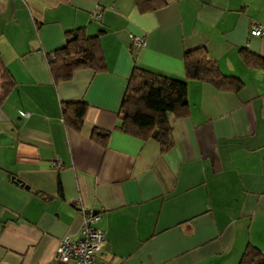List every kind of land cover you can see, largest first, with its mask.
Returning <instances> with one entry per match:
<instances>
[{"label": "crops", "instance_id": "1", "mask_svg": "<svg viewBox=\"0 0 264 264\" xmlns=\"http://www.w3.org/2000/svg\"><path fill=\"white\" fill-rule=\"evenodd\" d=\"M164 2L141 12L134 0H0V59L15 81L0 104V264H74L55 254L79 239L83 209L99 217L107 264H238L248 243L264 250V68L240 54L264 57V35H250L264 0ZM82 27L107 67L55 82L48 54ZM196 47L241 88L188 80L168 150L116 130L133 66L184 78ZM66 101L87 105L79 131L63 121ZM94 128L110 132L105 146Z\"/></svg>", "mask_w": 264, "mask_h": 264}, {"label": "trees", "instance_id": "2", "mask_svg": "<svg viewBox=\"0 0 264 264\" xmlns=\"http://www.w3.org/2000/svg\"><path fill=\"white\" fill-rule=\"evenodd\" d=\"M141 12H149L164 5V0H134ZM248 66L264 68V57L240 51ZM48 68L55 82L69 80L78 69L104 71L106 60L99 35L90 36L85 28L65 32V43L47 57ZM184 78L134 65L126 82L119 108L115 129L141 140L154 139L161 150L172 146L170 115L184 117L188 114V80H199L222 91H238L242 81L224 75L217 63L209 58L204 47L187 50L183 57ZM15 86L9 70L0 59V104ZM87 105L82 101H66L61 105L63 121L69 128H82ZM110 132L94 128L91 138L105 146ZM238 264H264V250L248 243Z\"/></svg>", "mask_w": 264, "mask_h": 264}, {"label": "built area", "instance_id": "3", "mask_svg": "<svg viewBox=\"0 0 264 264\" xmlns=\"http://www.w3.org/2000/svg\"><path fill=\"white\" fill-rule=\"evenodd\" d=\"M94 16L100 18L101 11L96 10ZM250 35H264V27L256 22L252 23ZM143 41L141 36H132L134 47L141 46ZM25 115L28 116L29 113ZM57 165L60 166V162ZM98 218V215L82 210L80 237L77 241H72L68 237L60 240L55 254L59 262L66 263L72 260L74 264H107L100 259V254L105 251V232L93 225Z\"/></svg>", "mask_w": 264, "mask_h": 264}]
</instances>
